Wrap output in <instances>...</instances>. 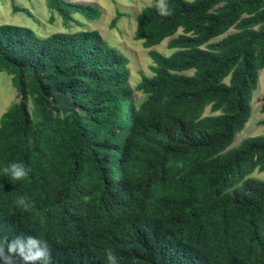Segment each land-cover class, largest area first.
<instances>
[{
	"label": "trees",
	"instance_id": "obj_1",
	"mask_svg": "<svg viewBox=\"0 0 264 264\" xmlns=\"http://www.w3.org/2000/svg\"><path fill=\"white\" fill-rule=\"evenodd\" d=\"M263 4L154 0L135 31L153 75L135 87L98 30L0 22L19 97L0 123V264H264V133L233 146L264 73ZM47 5L66 24L102 13Z\"/></svg>",
	"mask_w": 264,
	"mask_h": 264
},
{
	"label": "rangeland",
	"instance_id": "obj_2",
	"mask_svg": "<svg viewBox=\"0 0 264 264\" xmlns=\"http://www.w3.org/2000/svg\"><path fill=\"white\" fill-rule=\"evenodd\" d=\"M97 5L102 13L95 20H87L80 14H74V20L66 24L62 17L52 11L47 0H0V22L18 23L32 26L41 34H49L56 31L75 32L85 29L98 30L101 35L110 43L122 50L130 58L131 77L130 83L133 87L142 80V75H153L151 66L154 65L153 59L149 55V48L143 45V41L135 38L137 29V16L147 5L154 0H70ZM14 4H17L30 11H16ZM55 18L52 21L51 15ZM121 14L115 26L112 21ZM84 22V25L78 23ZM231 31H235L232 29ZM169 39H165L160 44L153 47L166 55L172 53L168 47ZM192 73V71H190ZM228 80V79H227ZM258 87L253 92L252 115L246 123L244 129L236 135L233 146H237L244 138L251 135L264 133V111L262 110V99L264 96V73L261 72ZM137 102L145 98L142 92L136 91ZM19 97L12 83V77L6 71H0V123L3 113ZM210 113L207 108L206 114ZM253 177L264 179V171L255 170L250 174Z\"/></svg>",
	"mask_w": 264,
	"mask_h": 264
},
{
	"label": "bare ground",
	"instance_id": "obj_3",
	"mask_svg": "<svg viewBox=\"0 0 264 264\" xmlns=\"http://www.w3.org/2000/svg\"><path fill=\"white\" fill-rule=\"evenodd\" d=\"M264 5V4H263ZM224 9V8H223ZM224 11V10H223ZM211 15V14H210ZM249 15V14H248ZM213 16V15H212ZM218 17V16H217ZM211 18V17H210ZM254 19V18H253ZM216 22V21H215ZM240 23H242V22H240ZM200 26V25H199ZM203 26H205V25H203ZM263 28V27H262ZM205 33V32H204ZM194 34V33H193ZM208 40V39H207ZM223 42V41H222ZM195 44V43H194ZM244 48V47H243ZM154 59V58H153ZM190 59V58H189ZM158 70V69H157ZM158 73V72H157ZM234 85V84H233ZM219 92V91H218ZM256 92V91H255ZM131 93V92H130ZM117 99V98H116ZM126 101V100H125ZM116 102V101H115ZM123 104V103H122ZM113 107V106H112ZM118 108H120V107H118ZM117 110V109H116ZM102 118V117H101ZM114 118V117H113ZM187 119V118H186ZM216 119V118H215ZM166 123V122H165ZM202 131V130H201ZM205 132V131H204ZM179 133V132H178ZM177 133V134H178ZM203 136V135H202ZM218 142V141H217ZM65 154V153H64ZM227 163V162H226ZM47 165V164H46ZM214 165V164H213ZM216 165V164H215ZM209 169V168H208ZM207 169V170H208ZM215 173V172H214ZM212 175V174H211ZM22 187V186H21ZM160 187V186H159ZM252 188V187H251ZM250 191V190H249ZM217 199V198H216ZM149 200V199H148ZM176 200V199H175ZM262 202V201H261ZM211 204H212V202H211ZM149 205V204H148ZM215 207V206H214ZM218 207V206H217ZM236 209V208H235ZM238 209V208H237ZM243 216V215H242ZM137 224V223H136ZM6 225V224H5ZM7 230V229H6ZM148 252V251H147ZM169 257V256H168ZM132 258V257H131ZM138 260V259H137ZM221 263H222V261H221Z\"/></svg>",
	"mask_w": 264,
	"mask_h": 264
}]
</instances>
